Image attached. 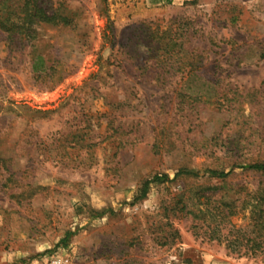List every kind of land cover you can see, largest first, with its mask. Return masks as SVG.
Returning <instances> with one entry per match:
<instances>
[{"label": "rangeland", "instance_id": "rangeland-1", "mask_svg": "<svg viewBox=\"0 0 264 264\" xmlns=\"http://www.w3.org/2000/svg\"><path fill=\"white\" fill-rule=\"evenodd\" d=\"M47 1L0 31V264H264V0Z\"/></svg>", "mask_w": 264, "mask_h": 264}, {"label": "trees", "instance_id": "trees-1", "mask_svg": "<svg viewBox=\"0 0 264 264\" xmlns=\"http://www.w3.org/2000/svg\"><path fill=\"white\" fill-rule=\"evenodd\" d=\"M47 2V0H0V31L6 36L11 48L22 49L34 40L37 37L36 26L38 25L51 24L62 27L71 25L69 12L53 9ZM32 61L34 69L45 67L46 72L53 69V65L45 66L47 59L40 53L35 55ZM242 167L264 171V162L248 163ZM229 173L218 170L207 171L209 177H226ZM163 177L168 175H155L152 179L146 180L141 188L140 197L147 194L152 182Z\"/></svg>", "mask_w": 264, "mask_h": 264}, {"label": "built area", "instance_id": "built-area-1", "mask_svg": "<svg viewBox=\"0 0 264 264\" xmlns=\"http://www.w3.org/2000/svg\"><path fill=\"white\" fill-rule=\"evenodd\" d=\"M46 264H64V259L61 255H53L48 259Z\"/></svg>", "mask_w": 264, "mask_h": 264}]
</instances>
